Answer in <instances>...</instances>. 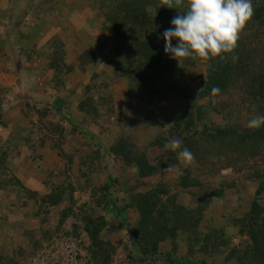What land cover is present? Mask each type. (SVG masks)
Instances as JSON below:
<instances>
[{
    "label": "rangeland",
    "instance_id": "374dc122",
    "mask_svg": "<svg viewBox=\"0 0 264 264\" xmlns=\"http://www.w3.org/2000/svg\"><path fill=\"white\" fill-rule=\"evenodd\" d=\"M91 1L96 3L97 0ZM101 2L99 0L97 3L104 14V22L91 24L83 54L78 53V47L74 48L75 53L70 56L72 60L75 59V64L79 63V66L73 68L74 71H67L63 77L62 74H55L53 84L48 86L38 77L35 78V72L41 66L33 70L24 69L30 79L34 78L32 86L24 89L27 102L22 106L23 112L29 116L25 119L31 125L22 141L21 134L9 135L13 146H8L0 134V160L5 159L3 167L6 168L4 173L7 176L10 174L17 178L18 175L29 181L26 184L21 182L22 187L13 182L7 189L0 188V264H100L94 261L93 254L88 250L93 243L84 230L87 216L98 218L102 215L108 217L109 226L101 237L115 247V252L109 251L110 264H167V256L172 253L178 260L188 258L198 264H264V241L255 246L248 236L251 229L248 221L250 204L256 201L264 208V189L262 192L258 190L260 180L257 177L245 182L241 178L255 171L264 172V133L260 135L262 126L258 129L248 127L251 119L261 115L256 103L264 106V92H259L262 86L258 85L257 76V67L264 68L257 60V57L264 55V25L262 32L251 36L248 23L242 30L246 35V51L253 49L254 57L256 56L254 60L250 59L247 74L239 72L244 67L243 63L235 62V67L229 73L228 91L214 99L219 108L208 109L205 107L208 98L199 99L197 103L202 108L198 109L197 106L192 109L195 124L182 125V132L183 128L190 131L187 134L202 130L206 124L211 128L223 129L227 132L214 140L217 149L221 150L228 143L239 139L247 146L246 154L253 155L255 159L246 162L247 167L237 173L229 166L227 157L220 162L218 170L217 165H210L208 162L209 158H214L212 154L206 158L207 165L191 152V161L186 162L183 158L180 160L183 167L192 166L195 176L202 181V186L200 189L188 190L178 183L179 166L160 175L139 180L134 166H119L112 146L115 147L116 140L123 133L133 142L140 138L145 146L138 144L139 149L148 148L158 138L168 136L172 126L170 118L175 112L184 114L188 100L175 96L169 92L172 90L169 85H163L171 83L189 87L196 96L204 87L203 80L209 65L195 59L189 68L177 70L171 75L165 73L163 79L156 78L162 88L159 90L161 93L150 94L152 85L150 78H147L149 71L141 79L128 77L129 65L134 58L131 54L124 58L122 52H128L131 44L122 39L118 43L117 38H114L115 33L119 34L117 29L121 23L110 22ZM144 2L145 0H132L134 12L144 11L141 5ZM251 3L253 11L259 6L264 8V0H251ZM152 9L148 8L150 14H154ZM159 24L164 28L169 23ZM257 28L258 25H255L254 29ZM76 30L79 32L80 27H75V35L78 33ZM83 32L85 33V26ZM60 47L61 45L54 44V51L57 50L55 57L62 59L63 56L68 59L66 54L60 53ZM1 56L2 69L13 65H19L20 68L23 66L21 54ZM50 58L54 59L52 54ZM31 60H27L26 64H32ZM15 82L17 81L13 75L0 74V99L6 102L0 110V118L3 110L8 112L9 118L20 115L21 107L17 101L22 94L21 90H17ZM59 93H69L68 101L58 102ZM31 95L36 98L35 101L28 98ZM147 99L149 101L145 102ZM55 103H60L61 109L53 106ZM124 109H127L126 112ZM142 113L144 118L139 123L142 127L137 133L135 120ZM14 119L16 118L12 120ZM256 132L258 135L254 136L253 133ZM145 138L149 139L147 143ZM18 140L21 141L19 144ZM261 141L263 142L259 144ZM251 142L254 144H250ZM152 153L155 155L153 148ZM109 179L112 181L110 198L116 201L118 207L130 203L127 198L123 202L126 187H136V193L157 189L169 191V197L164 193L160 206L170 208L172 220L179 213L187 214L190 218V229L178 232L177 247L173 248L175 243L170 240L161 242V258L156 260L157 258L143 255L140 248L133 246L131 230L137 227L135 225H138L140 213L137 207L132 210L128 207V220L122 218L117 221V225L111 220L104 202L99 200L102 196L101 187ZM5 183L6 180H3L1 184ZM223 186L225 192L222 197L213 198L204 212L205 209L201 207L203 202H199L203 196L199 198L197 192L200 191L202 195L208 193L207 190L214 192ZM259 230L264 233L262 228ZM252 249L253 254L250 252Z\"/></svg>",
    "mask_w": 264,
    "mask_h": 264
},
{
    "label": "trees",
    "instance_id": "16d2710c",
    "mask_svg": "<svg viewBox=\"0 0 264 264\" xmlns=\"http://www.w3.org/2000/svg\"><path fill=\"white\" fill-rule=\"evenodd\" d=\"M187 4L188 1L183 2L181 0V3L176 4L173 8H169L167 0H145L144 3H141L144 11L137 13L132 9V0H102L101 2V7L105 10V15L107 14L110 22L121 23L120 28L117 29L119 34L115 33L114 38H117L118 43L119 39H122L123 42L131 44V48L127 49L129 50L128 52H122L124 58L130 54L133 55L134 58L133 63L131 62V65H129L131 71L129 70L128 73L130 72V74H126L128 77L134 76L141 79V76L149 71V73H147V78H150L152 85L149 91L150 94L155 92L161 93L159 90L162 88L156 82L157 77L159 79H163L165 73L171 75L177 70L182 71L194 64L193 59H183L180 63H178L176 60L170 58L164 51L163 31L171 27V20L177 15V12L183 14L187 11ZM148 8H153L152 12L154 14H150ZM263 18L264 8L259 6L257 10L253 11V15L248 22V28L250 30L249 36L262 32L264 25ZM162 22H167L169 24L166 27L161 28L159 23ZM146 25L147 27H144ZM255 25H258L257 29H254ZM245 36L246 35L243 31H241L237 47L232 54L225 55L223 59L217 57L209 60H202L208 63L209 67L207 74L205 75V79L203 80L204 87L199 91L198 95H193V92L189 87H181L178 86V84L171 85V83H165L163 85H169V88L172 89L169 92L172 94L174 93L175 96H178L183 100H188L186 112L182 115H179L178 113L176 114V112L173 113L174 115L170 118L172 126L168 131L169 135L158 138L156 141L151 143L148 148L139 149V147L127 134H120V138H118L115 142V147L112 146V150L117 158L119 166H134L139 180L160 175L161 173L174 168V166H179L180 173L178 176V183L181 184L183 189L191 190L192 188H199L202 186V181L200 178L195 176L192 166L187 165L183 167L180 158H178V152L184 148L193 152V156H195L198 160H203L205 163L206 158H209V154H212L214 158L211 160L209 158L208 162L210 165H217L218 170L220 169V162L224 159V157H227L230 162L229 166L237 173H240L247 167L246 162L251 161V159H255L253 155L249 156L250 154H246L245 148L247 146H245L246 144L243 142L241 143L239 139L237 142L234 140V143H228L221 150L217 149L214 144V140L219 139L224 132H227L223 129H215V127L211 128L206 124L203 126L204 128L202 130H195L194 133L187 134L190 131L185 130V128H183L182 132V125H185L186 123H188L189 126L195 124L192 120V109L197 106L198 109L202 108V106L197 103L199 99L208 98V104L205 106L208 109L219 108L214 99H216L220 94L228 91V87L230 85L229 73L235 67V62L240 61V63H243L242 65H244V67L241 68L239 72L247 74L246 70H249L250 68V59L254 60L256 56L254 57L255 50L252 49L250 51H246L248 48L244 42ZM173 43H175V41H173ZM233 56L235 59H233ZM55 59L56 58L52 60V64L55 62V65L58 66V60ZM257 60L260 61L264 67V55L257 57ZM257 68L259 71L257 72L259 79L258 85L263 87H261L259 92L262 93L264 92V68ZM250 81H252V79H250ZM214 86L220 89V92L215 96L211 95V89ZM147 101H149V99L145 100V102ZM61 107V104L56 105L58 110L61 109ZM256 107L260 110V114L264 115V106H259V103H256ZM261 133H264V126L261 127L260 135ZM253 135L257 136L258 132L253 133ZM173 138H179L181 140L180 148L175 152L165 148L164 146L168 140ZM202 142H204V144H202ZM262 142L263 141L259 144ZM198 143H200V146H198ZM250 144L254 143L251 142ZM255 144H257V141ZM152 148L154 149L155 155L152 153ZM159 150H161V153ZM4 160V158H1L0 160L2 168V172L0 173V188L7 189L8 185L13 182L22 187V183L19 179L10 174L7 176V174L4 173V171L6 172V168L3 167ZM206 164L209 165L208 163ZM211 171L213 170L211 169ZM253 177H257V179L260 180V187L258 190L262 192L264 189V172L255 171L247 175V177L245 176L241 178L243 179L242 181L245 182L246 180H252ZM3 180H6L5 184H1ZM109 180L110 181L107 182L105 186L101 187L102 196L99 200L104 202V207L109 212L111 220L114 221L116 225L117 221L122 218L128 220V207H131V210L134 207H137L140 213L138 225L136 224L135 226L137 227L133 231L131 230L132 234L130 233L133 238H131L133 246L140 248L143 255L155 259L157 258L156 260L161 258L159 250V244H161V242L170 240L172 243H175L173 248L177 247L176 242L178 232L190 229L188 227L190 224V218L187 214L185 215L184 213H179L172 220V212H170V208L165 205H163L164 207L160 206L164 193L169 197V191L164 192L157 189L149 190L145 193H136V187H126L124 189L126 194L123 197V202L127 198L130 203L123 205V207H118L116 201L110 198L109 192L112 187V181L111 179ZM207 191L208 193L212 192L211 190ZM224 192V186L209 195H207L208 193H202L201 195L200 191H198L197 194L199 198L200 196H203L200 198L199 202H203L201 207L203 210L205 209L204 212L206 211L207 206L212 202L213 198L222 197ZM250 205L251 208L248 212V221L250 222L249 227L251 226V229L248 231V236L250 241L256 246L261 241H264V233L259 230L262 228L264 231V208L260 206V204L258 205L256 201L251 202ZM65 217H63L62 220H64ZM86 219L84 231L91 237L93 243L92 247L88 250H90L93 254V258L96 263L110 264L111 255H109V251H111V253L115 252V247L112 244L105 242L101 237L103 231L109 226L108 217L105 215L99 216L98 218L87 216ZM172 223H174L173 226L169 228ZM253 226L260 227L258 228ZM185 235H187V233H185ZM250 252L253 254V249L250 250ZM246 253L248 254L249 251L247 250ZM167 257V264H198L194 263L193 259L185 258L178 260L173 253L169 254ZM199 264L205 263L199 262ZM239 264L248 263L245 262Z\"/></svg>",
    "mask_w": 264,
    "mask_h": 264
},
{
    "label": "crops",
    "instance_id": "0c3cea01",
    "mask_svg": "<svg viewBox=\"0 0 264 264\" xmlns=\"http://www.w3.org/2000/svg\"><path fill=\"white\" fill-rule=\"evenodd\" d=\"M97 2H99V0H97L96 3L91 0H0V55L9 53L21 54V58L24 59H21V64L23 63L21 68L19 65H16V67L13 65L10 68L7 66L5 69H2L3 67L0 68L1 75H13L15 77L17 82L14 84L18 91L21 90L22 94L21 98L17 101V103L20 104L19 107H21L19 116L9 118L7 116L8 112L5 110H3V114H1L0 134L2 135V140L4 139L8 146H13V141L9 135L21 134L22 141V138L28 133L31 125L30 123L28 124L25 119L27 115L23 112L22 106H25L27 102V95L24 89L26 86H32V80H34V78L30 79V77L24 73V69L33 70L37 66H41L36 70L35 78L38 77L37 79L48 86L53 84L52 78L55 74L56 76L62 74L63 77V75L67 74V71H71V69L74 71L73 68L79 66V63L75 64V59L72 60L70 56L75 53L74 48L78 47V53L83 54V47L86 45L85 41L89 40L88 31L91 29V24L98 21H101V23L104 22V14L101 13L100 5ZM77 26L80 27L81 32L76 30L78 33L75 35V27L77 29ZM84 26L85 33L83 32ZM76 38L80 39V41ZM56 43L61 45V51L60 49L59 51L61 54H66L67 57H69L68 59H65L63 56L62 59L55 57L57 50L54 51V44ZM51 54L53 58L55 57L56 60H58L57 64L60 66L55 64L51 65L52 60L51 58L49 59ZM32 57L34 58L32 59ZM25 59H32L31 61H33V63L27 65V60ZM0 60L3 61L2 56ZM81 60L84 62V59L81 58ZM86 61H88V59H86ZM9 69L13 71L8 72ZM0 88H2V86H0ZM59 95L60 101L58 102L68 101L69 93L66 95L59 93ZM28 98L31 101L36 100L32 95L28 96ZM57 104L60 103H55L53 106ZM4 105H6L5 100L0 99V110ZM124 110L126 112L127 109ZM125 115L127 116V113H125ZM142 115L143 113L139 114L137 120H135V129L137 133L142 127V125H139L144 118ZM13 118L16 119L12 120ZM144 140L146 143L149 141V139L147 140L146 138ZM21 141L18 140L17 144ZM141 141L142 140L139 138L134 142H136L137 146L138 144L145 146ZM174 168L178 167L174 166ZM21 177L17 175L20 182H25L26 184L29 181Z\"/></svg>",
    "mask_w": 264,
    "mask_h": 264
},
{
    "label": "clouds",
    "instance_id": "9594fccd",
    "mask_svg": "<svg viewBox=\"0 0 264 264\" xmlns=\"http://www.w3.org/2000/svg\"><path fill=\"white\" fill-rule=\"evenodd\" d=\"M179 3L181 0H168V7ZM252 15L251 0H188L187 11L177 12L171 27L163 31L164 51L178 63L183 59H223L234 52L239 35ZM219 92L218 87H212L211 95ZM261 126H264V115H257L248 122L250 129ZM180 145L181 140L173 138L164 146L175 152ZM178 158L186 162L193 159L187 148L178 152Z\"/></svg>",
    "mask_w": 264,
    "mask_h": 264
}]
</instances>
